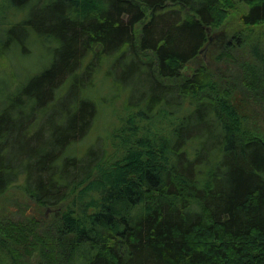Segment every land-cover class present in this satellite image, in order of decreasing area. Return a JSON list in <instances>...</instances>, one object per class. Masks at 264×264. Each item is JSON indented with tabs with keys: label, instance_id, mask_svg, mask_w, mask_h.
I'll return each instance as SVG.
<instances>
[{
	"label": "trees",
	"instance_id": "16d2710c",
	"mask_svg": "<svg viewBox=\"0 0 264 264\" xmlns=\"http://www.w3.org/2000/svg\"><path fill=\"white\" fill-rule=\"evenodd\" d=\"M232 11L264 102V0H0V198L56 210L0 264H264V139L200 56Z\"/></svg>",
	"mask_w": 264,
	"mask_h": 264
},
{
	"label": "rangeland",
	"instance_id": "374dc122",
	"mask_svg": "<svg viewBox=\"0 0 264 264\" xmlns=\"http://www.w3.org/2000/svg\"><path fill=\"white\" fill-rule=\"evenodd\" d=\"M243 25L240 21V13L232 11L223 26L211 30L209 33L210 43L207 45L204 63L212 73H215L216 78L222 82H228L236 87V92L233 101L244 113L245 126L249 134H256L264 139V102L257 100L249 91V79L246 78L248 67L257 58L251 52V45L246 44L235 52L229 51L227 46L230 42H235L233 39L235 34L243 31ZM264 29L255 31V36H260ZM250 47V48H249ZM229 54V55H228ZM230 56L229 58H224ZM223 57L219 60L218 58ZM203 59V58H202ZM48 209L41 210L33 201H31L25 193L17 188H13L0 198V216L6 215L12 219L20 220L24 215L33 218H41L42 213H45L50 220L56 216V210H51L47 214Z\"/></svg>",
	"mask_w": 264,
	"mask_h": 264
},
{
	"label": "water",
	"instance_id": "95a60500",
	"mask_svg": "<svg viewBox=\"0 0 264 264\" xmlns=\"http://www.w3.org/2000/svg\"><path fill=\"white\" fill-rule=\"evenodd\" d=\"M210 41H211V39H210ZM207 47H208V46H206V48L203 49V50L200 52V56L203 58L204 61H205V54H206V51H207ZM49 212H51V209H48V210H47V214H48Z\"/></svg>",
	"mask_w": 264,
	"mask_h": 264
}]
</instances>
